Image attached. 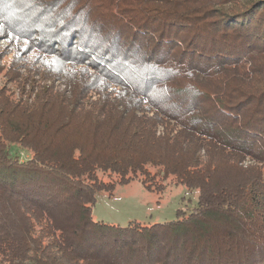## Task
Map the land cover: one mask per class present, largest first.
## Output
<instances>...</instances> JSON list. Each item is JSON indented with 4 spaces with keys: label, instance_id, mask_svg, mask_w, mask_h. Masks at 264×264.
Wrapping results in <instances>:
<instances>
[{
    "label": "trees",
    "instance_id": "obj_1",
    "mask_svg": "<svg viewBox=\"0 0 264 264\" xmlns=\"http://www.w3.org/2000/svg\"><path fill=\"white\" fill-rule=\"evenodd\" d=\"M2 29L34 71L0 92V264H264V0H0ZM134 180L196 207L96 221Z\"/></svg>",
    "mask_w": 264,
    "mask_h": 264
},
{
    "label": "rangeland",
    "instance_id": "obj_2",
    "mask_svg": "<svg viewBox=\"0 0 264 264\" xmlns=\"http://www.w3.org/2000/svg\"><path fill=\"white\" fill-rule=\"evenodd\" d=\"M23 52V46L15 42L5 30L0 31V92L14 90L15 84L20 85L30 70L34 71L32 65L28 64L30 61L21 62L26 59L25 55H19L20 62L15 63L16 56ZM22 56L24 59H21ZM8 97L12 96L9 94ZM9 154L20 162L30 157L28 151L16 145L9 148ZM196 196L195 191L168 185L160 197L145 190L140 182L134 180L125 185H117L111 198L99 194L92 215L96 221L121 227L130 221L164 223L174 220L178 210L188 213L196 207Z\"/></svg>",
    "mask_w": 264,
    "mask_h": 264
}]
</instances>
